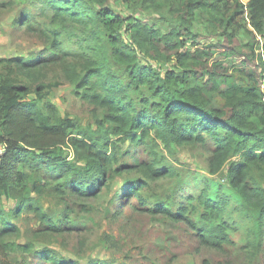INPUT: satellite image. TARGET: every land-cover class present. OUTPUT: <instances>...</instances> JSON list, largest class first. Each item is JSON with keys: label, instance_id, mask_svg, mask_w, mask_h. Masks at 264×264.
<instances>
[{"label": "trees", "instance_id": "1", "mask_svg": "<svg viewBox=\"0 0 264 264\" xmlns=\"http://www.w3.org/2000/svg\"><path fill=\"white\" fill-rule=\"evenodd\" d=\"M17 2L47 13L49 27L44 32L52 44L49 56L37 60L0 58V143L5 146L0 252L33 250L30 243L1 244L19 232L9 216L24 210L35 215L40 233L56 236L65 230L71 208L66 207L63 223L52 218L40 204L49 190L62 194L69 188L88 198L121 182L118 192L124 200L134 198L147 206L143 195L152 184L183 182L160 153L181 148L210 152L207 177H200L201 188L183 197L184 202H176L173 192L166 199L155 198L149 212L184 223L196 232L201 246L215 250L231 243L240 222L245 248L252 254L262 251L264 76L254 66L246 67V62L253 64L257 42L247 44L250 55H242L236 40L240 33L260 38L264 72V0H119L127 12L109 0ZM197 14L212 33L222 30L224 43L234 47L208 43L199 48ZM244 14L252 30L243 24ZM189 41L192 50L186 47ZM69 44L77 51L65 49ZM219 48L225 54L213 58L212 50ZM234 55L244 58L240 67L227 61ZM142 59L175 64L161 73ZM58 63L75 94L93 107L94 128L62 117L43 93L59 84L43 83L42 70ZM125 144L142 148L152 161L120 162L130 154V148L122 150ZM8 202L12 205L7 212ZM38 254L52 264H79L58 259L47 248Z\"/></svg>", "mask_w": 264, "mask_h": 264}, {"label": "rangeland", "instance_id": "2", "mask_svg": "<svg viewBox=\"0 0 264 264\" xmlns=\"http://www.w3.org/2000/svg\"><path fill=\"white\" fill-rule=\"evenodd\" d=\"M241 1L245 4L247 0ZM108 3L121 12H127L119 0H109ZM37 7L29 3H19L17 0H0V58L23 57L27 60H37L49 56L48 49L52 41L44 32L49 27V19L47 13L41 12ZM137 16L142 17L140 14ZM199 19L197 14L198 22L195 27L200 32L197 40L199 48H204L208 43H218L224 48L234 47L233 44L224 43L222 30L219 29L218 34H214L210 26L199 22ZM244 19L243 24L252 30L247 14H244ZM123 35L128 37L125 33ZM236 41L237 45H241L239 52L242 55H250L247 44L257 42L254 44L253 64L246 62V67L253 69L254 66L256 71L264 76L260 64V38L257 35L253 37L240 33ZM192 44V41H189L186 47L192 50ZM66 47L67 50L77 51L73 45ZM212 51L213 58L225 54L222 48ZM43 52L46 54H42ZM227 59L233 67H240L244 58L234 55ZM142 62L152 65L161 73L172 70L175 64L174 60L159 63L142 59ZM60 64H51L42 70L43 83L59 84L43 90V93H46L47 100L57 107L62 117L68 116L82 127L94 128L93 107L75 94L62 76ZM262 81L264 83V79ZM97 116L101 117V113L97 112ZM129 148L127 144L122 146L123 151ZM70 153V150L66 151L69 159H72ZM129 153L122 156L120 162L152 161L142 148H130ZM160 153L175 167L180 180H183L182 183L163 180L152 184L143 195L148 199L147 206H141L134 198L124 200L121 191L118 192L121 182H116L110 190L97 197H78L71 193L69 188L62 189V194L49 190L40 199V204L50 212L52 218L63 223L66 207L71 208L65 230L56 236L40 233L39 222L28 210L18 215H10L9 221L19 228V232L4 238L1 244L30 243L33 250L30 253L13 250L0 252V264H52L38 254L44 248L54 251L58 259L79 264H264V241L263 250L252 254L251 248H245V231L240 222L237 230L231 234V243L224 245L221 250H215L201 246L196 232L191 231L184 223H174L149 212L148 209L152 208L155 198L166 199L173 192L176 202H184L183 197L186 198L188 194L201 188L200 177H207L205 169L210 152L206 148H181L173 150L172 153L162 149ZM11 205L12 203L8 202L4 207L7 212L10 211ZM1 222L0 219V228Z\"/></svg>", "mask_w": 264, "mask_h": 264}, {"label": "built area", "instance_id": "3", "mask_svg": "<svg viewBox=\"0 0 264 264\" xmlns=\"http://www.w3.org/2000/svg\"><path fill=\"white\" fill-rule=\"evenodd\" d=\"M262 90H264V83L262 85ZM4 153H5V146L4 144L0 143V167H1L2 157Z\"/></svg>", "mask_w": 264, "mask_h": 264}]
</instances>
